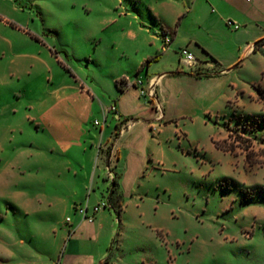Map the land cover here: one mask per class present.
<instances>
[{
  "label": "rangeland",
  "instance_id": "374dc122",
  "mask_svg": "<svg viewBox=\"0 0 264 264\" xmlns=\"http://www.w3.org/2000/svg\"><path fill=\"white\" fill-rule=\"evenodd\" d=\"M255 5L0 0V264H100L108 254V264H264V43L253 51L264 9ZM183 45L212 62L204 47L225 71L191 75ZM163 72L161 109L156 93L116 85L127 76L147 89ZM122 95L130 114L96 125ZM108 162L122 209L83 220L78 205L92 215L109 195Z\"/></svg>",
  "mask_w": 264,
  "mask_h": 264
},
{
  "label": "built area",
  "instance_id": "2783aa9c",
  "mask_svg": "<svg viewBox=\"0 0 264 264\" xmlns=\"http://www.w3.org/2000/svg\"><path fill=\"white\" fill-rule=\"evenodd\" d=\"M229 23L231 25H233L232 21H229ZM234 27L238 28L239 25L234 24ZM162 36H163V41H164L165 45L170 44L171 41L173 40L172 34L168 31L164 30L162 32ZM179 54H180V63L182 64V66L187 67V68H192L196 65L197 58L194 55V53L191 50H189L187 47L180 48ZM131 83L133 85H138V87L140 88V93L143 94L145 97L148 96V97L152 98L156 93L153 83H151L147 89H144V81L141 78H138V80L136 82L132 81ZM157 107L159 109H161L159 104L157 105ZM102 111H103V115H104L103 122L99 121L98 119H96L94 122L96 125H98L100 127L103 126V124L107 120V117L110 113H113L114 117L117 120H120L122 118L121 114L119 113V110H117L116 103H113L110 106H105L104 108H102ZM120 131L121 132L124 131V125H123V128L120 129ZM108 177L112 180L115 177V174L113 173V171L111 169H109V171H108ZM108 205H111V203H110L108 196H107V198H103L101 201H99L97 204H95L93 206L92 215L88 214L89 205L87 202L85 205H83V204L78 205L77 209L83 215V218H82L83 220H88L89 222H92L94 219V214L96 212H98L101 209V207H106ZM67 221H70L69 217L67 218Z\"/></svg>",
  "mask_w": 264,
  "mask_h": 264
},
{
  "label": "crops",
  "instance_id": "0c3cea01",
  "mask_svg": "<svg viewBox=\"0 0 264 264\" xmlns=\"http://www.w3.org/2000/svg\"><path fill=\"white\" fill-rule=\"evenodd\" d=\"M253 8L255 9V10H259V9H264V0H256V5L255 6H253ZM175 32V31H174ZM182 47H187L189 50H191L192 51V49L190 48V46L189 45H183V46H181V48ZM253 46L251 45L250 46V49L252 48ZM200 49H201V51H202V53H204L206 56H210L211 57V59H212V62L214 61L215 62V60H214V58H213V56L208 52V50L207 49H204V47H200ZM256 50V47H254V50L253 51H255ZM179 62H180V54H179ZM212 62H210V61H200L199 59H197V65H195L194 67H192V68H187V67H184V66H182L183 67V69L184 70H188V71H190L191 72V75H193V76H198V75H196V73H207V74H209V76H210V79H213V77H215V76H212V75H215V74H218V73H223L224 71H225V69H222V70H218V71H216V69L214 68V66H212L213 65V63ZM182 65V64H181ZM146 69H147V67H146ZM147 71V70H146ZM166 74V72H163V73H161V74H158V75H153V76H149V77H147V79H146V85H147V87H149V85L151 84V83H153L154 84V88H155V92H156V101H157V103H156V105L157 104H159V105H161V100L159 99V93H158V90H157V84H159V83H161L164 79H166V77L167 76H164ZM126 77V79L129 81V82H132V80L133 79H131V78H128L127 76H125ZM200 77V76H199ZM117 79H119V78H117ZM135 88V86H131L129 89H127L128 91L126 92V93H129L132 89H134ZM125 93V94H126ZM124 95V94H123ZM123 95L118 99V101H117V107H118V110H119V113L121 114V117L122 116H127V115H129L130 113H128L127 111H125V108H124V106H123V103H122V98H123ZM156 109V108H155ZM164 117H165V115H163L162 116V112L160 111H155V119H160V120H163L164 119ZM100 134H102L103 133V129H101L100 128ZM127 131L128 130H126V131H124L122 134L123 135H125L126 133H127ZM99 146H100V144H99ZM98 148H100V147H98ZM111 154H113V155H115L114 154V147H112L111 149ZM112 156V155H111ZM111 159V158H110ZM108 160H109V155H108ZM107 163V162H106ZM108 169H112V165H109V162H108V164H107V166H106ZM114 174H116V173H114ZM89 176H90V180H94V177H95V175H94V172L92 173V175H90L89 174ZM89 176H87L86 177V179L88 180L89 179ZM116 176V175H115ZM117 177V176H116ZM109 193H110V191H109ZM121 209H122V206H121ZM72 238V237H71ZM70 238V240H72ZM105 254V252H103L102 253V255H100V257H102L103 255Z\"/></svg>",
  "mask_w": 264,
  "mask_h": 264
},
{
  "label": "trees",
  "instance_id": "16d2710c",
  "mask_svg": "<svg viewBox=\"0 0 264 264\" xmlns=\"http://www.w3.org/2000/svg\"><path fill=\"white\" fill-rule=\"evenodd\" d=\"M259 43H264V37L255 42V47ZM145 67H147V64L145 65ZM180 72H182V71H176V72H172V73H180ZM196 75H198V76H202V75L203 76H209V74H207V73H196ZM116 85L121 92H124L125 90L129 89L133 84L131 82H129L125 77H121L119 79H116ZM239 115H240V118H242V115L241 114H239ZM117 134H119V132H117ZM117 191H118V181H117V177L115 176L112 180V187L110 189L108 199H109L111 205H114V204L119 205V207L118 208L116 207V208H117V211L120 212L121 211L120 198H119L120 195H119V193L117 194ZM108 261H109V254L103 259V261L100 262V264H102V263L108 264Z\"/></svg>",
  "mask_w": 264,
  "mask_h": 264
}]
</instances>
